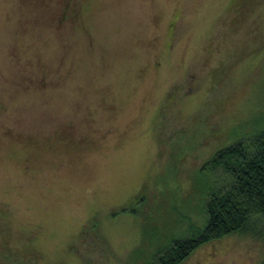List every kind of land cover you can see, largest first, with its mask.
I'll return each instance as SVG.
<instances>
[{
  "label": "rangeland",
  "instance_id": "obj_1",
  "mask_svg": "<svg viewBox=\"0 0 264 264\" xmlns=\"http://www.w3.org/2000/svg\"><path fill=\"white\" fill-rule=\"evenodd\" d=\"M262 118L264 0H0V250L148 264L205 227L206 163ZM250 224L183 264H264Z\"/></svg>",
  "mask_w": 264,
  "mask_h": 264
},
{
  "label": "trees",
  "instance_id": "obj_2",
  "mask_svg": "<svg viewBox=\"0 0 264 264\" xmlns=\"http://www.w3.org/2000/svg\"><path fill=\"white\" fill-rule=\"evenodd\" d=\"M206 168L214 172L217 180L206 194L205 227L190 223L191 237L175 240L151 257L148 264H183L200 247L250 230L253 215L264 216V125L218 150ZM90 225L92 222L84 227L83 237ZM0 260L3 264L11 261L4 250H0ZM84 262L88 264L85 259Z\"/></svg>",
  "mask_w": 264,
  "mask_h": 264
}]
</instances>
